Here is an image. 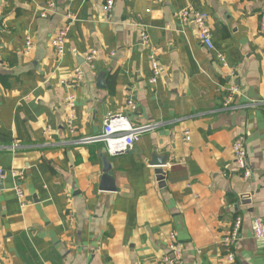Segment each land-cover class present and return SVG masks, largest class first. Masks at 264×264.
<instances>
[{
	"label": "crops",
	"instance_id": "crops-1",
	"mask_svg": "<svg viewBox=\"0 0 264 264\" xmlns=\"http://www.w3.org/2000/svg\"><path fill=\"white\" fill-rule=\"evenodd\" d=\"M47 1L6 0L0 11V264H162L170 232L182 244L179 264H229L220 241L236 216L235 264H264V240L252 227L255 218L264 225V0H114L109 12L106 0H54L41 17ZM187 6L207 13L227 66L194 25H180ZM68 16L57 56L50 39ZM27 36L33 44L25 51ZM151 52L162 70L155 84ZM231 85L242 106L235 110L223 107ZM128 92L136 102L124 112L129 121L156 124L129 153L111 157L102 142H72L99 134L107 113L124 110ZM239 134L248 179L231 152Z\"/></svg>",
	"mask_w": 264,
	"mask_h": 264
},
{
	"label": "built area",
	"instance_id": "built-area-1",
	"mask_svg": "<svg viewBox=\"0 0 264 264\" xmlns=\"http://www.w3.org/2000/svg\"><path fill=\"white\" fill-rule=\"evenodd\" d=\"M6 0H0V11ZM114 0H106L104 4V11L109 12L112 8ZM55 5L54 0H48L44 5L43 9L40 12L41 17H47L49 13L53 11ZM178 18L180 20V25L192 24L196 28L197 36L200 43L207 49L208 52H212L216 57V60L222 65L227 66L226 59L221 52L216 51L214 43L212 41L211 29L208 25V15L204 11L194 9L191 6H187L181 9L178 12ZM68 20L65 21L64 25L60 27L51 37L50 44L57 56H61L64 53L65 43L67 41L68 29L71 23L69 16ZM260 31H264V15L260 17L259 20ZM141 45L143 47L151 48L149 38L145 32L140 33ZM32 39L27 36L25 38L24 50L28 51L32 48ZM97 51L91 49L84 55V62L88 65L89 68H92L94 65V60L96 58ZM148 64L150 68V76L148 82L150 84H155L161 77L162 70L159 65V61L154 52H151L148 57ZM74 74L72 76L75 84L79 85L83 81L84 75L80 67H76L72 70ZM238 93L236 86H229L228 93L224 98L223 107L226 109H239L242 106H239L234 103L236 94ZM64 105L67 109L66 125L73 134L74 125L73 119L75 116V105H74V96L67 95L64 99ZM256 103H248L243 107H254ZM136 102L134 93H129L126 97L124 110L118 112L107 113L103 120L102 130L99 134L93 136H83L73 139L74 144H88L91 142H102L105 146V152L108 156L116 157L129 153L136 142L139 141L140 136L152 130L156 124L146 123V124H133L129 121L128 117L124 113L125 111H135ZM50 129L46 127L44 129V135L48 136ZM185 139L189 140V132L186 131ZM18 147L17 141L13 142L11 149L14 150ZM231 152L233 156L234 163L237 169L240 171L241 176L244 179L250 177V170L247 166V153L244 143L243 134H239L231 145ZM2 170L0 169V177H2ZM18 179L22 180L23 176L18 175ZM17 197L21 200L23 205L24 193L20 186L16 188ZM242 219L240 216L234 218L231 229L222 237L221 245L224 249V257L229 262V264H235L234 256L231 251V248L235 242L239 239L240 236V226ZM253 235L259 240H264V225L262 221L258 218H255L252 223ZM182 252V244L178 242L173 232H170L168 235L167 250L164 255L161 257L162 264H179Z\"/></svg>",
	"mask_w": 264,
	"mask_h": 264
},
{
	"label": "water",
	"instance_id": "water-1",
	"mask_svg": "<svg viewBox=\"0 0 264 264\" xmlns=\"http://www.w3.org/2000/svg\"><path fill=\"white\" fill-rule=\"evenodd\" d=\"M102 76H100V78H101ZM165 163V161H163L162 163H160V164H164ZM105 176L103 177V181H106V179H108V177L111 175V172H110V169H109V167H108V165H106V170H105ZM157 173L158 174H160V176H162V171H161V169H158V171H157ZM161 179V178H160Z\"/></svg>",
	"mask_w": 264,
	"mask_h": 264
}]
</instances>
